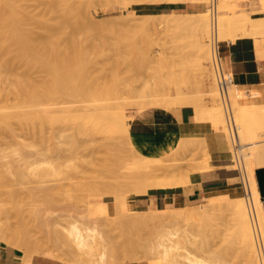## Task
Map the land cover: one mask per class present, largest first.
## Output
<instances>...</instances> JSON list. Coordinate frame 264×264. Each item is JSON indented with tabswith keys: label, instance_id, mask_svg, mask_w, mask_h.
Listing matches in <instances>:
<instances>
[{
	"label": "rangeland",
	"instance_id": "374dc122",
	"mask_svg": "<svg viewBox=\"0 0 264 264\" xmlns=\"http://www.w3.org/2000/svg\"><path fill=\"white\" fill-rule=\"evenodd\" d=\"M26 1L27 2L23 1L25 2V6L22 3V7H25V9L27 7V11L29 9V12L31 13H39L38 17L41 15L43 17V15L48 13L46 17L49 16L50 23V17H53L54 26H52V23L48 26L50 23L44 21L47 23L46 26L53 28V33L55 31L57 32V29L62 30L58 32L60 35L57 33L54 35V37H56L54 40L58 39L57 42L59 41V43H61V46L56 47L60 48L57 49V51L59 55L62 54L65 56L64 53L67 52L65 50L68 48L70 54H68L67 58L69 60L70 58L72 59L70 61L67 60V58H65V61L58 60L61 65L65 64L62 68L68 67V69L71 70L70 73H72V68L74 66L75 68H79L76 66H79L80 64L84 65V67L86 66V77L84 75H82L84 78L81 77L85 82V85H83L84 83L82 82L83 89L84 86H87V83L91 84L88 86L94 88L90 92L85 91L86 94L84 92L82 93L83 89L80 90V92H74L73 90L75 88L73 90L71 89V91L65 89L64 92V88L66 87L64 84L65 87L62 89L63 94L60 93L55 96L53 94V105L58 108V111H56L57 109L53 106L55 112L53 111L54 125L51 124L52 128L50 127L51 125L43 124L46 123L45 121H47V119H44V122L40 120L43 122V125H41V123L40 125H35L37 120L34 122L35 124L32 123L34 124L33 126L31 122H29L28 125L27 123H20L19 121L22 120L21 122H23L24 118L20 119V116L15 117L13 115L17 116L20 111H25L27 109L32 110L35 107L32 108L31 106H26L28 104L25 102L24 97L26 96L25 92L27 91V88H24L23 86L22 90L21 86L17 87L19 86L18 82H20L23 77L30 76L29 78H31V81H35L34 83H36L41 79H46V76L48 75H46L47 73H44L45 71L43 68L41 69V67H37V69H35V67H33L34 69H31V67L27 68V64L22 60H15V62L11 64L13 67L10 66L8 68L9 70L7 69L8 71H6V68L2 66V61H0V76H6L5 78L0 77V113L6 114V111H8L7 114L12 116L10 118V120L12 119L10 126L3 124V126L1 125L0 127V226L3 231L0 230V237L7 241L11 240L12 243L19 244L21 247L20 239H16V242H14V238H16L17 235H14L13 237L14 241H12L11 238L15 233L12 229L18 230L21 226L20 224H23L26 226V229L28 228L27 231L29 235L27 234V236H29V238L28 240L26 238L27 243H23L24 239L22 238L23 240L21 243L30 252L32 251V255L40 254L51 258H57L59 260L69 261L74 264H117L127 261L140 262L142 264H193L190 259H196L203 264L250 263L252 253L250 254L249 250L245 252L242 245H240L237 222L232 215L234 203L237 199H246V194L248 195V189L246 190L243 185L246 173L242 171V174H238V170L235 169L237 167L235 165L237 161L236 159L240 157L239 160H241V158L245 156L243 153L246 151L240 153L238 150L240 145L235 148L232 146L231 140H229L230 137L228 136L229 133L227 132L228 128H226L227 123L225 116L224 125H222L223 127H216L210 122L205 108L215 103L212 100V94L209 92L212 89L213 84L214 86L216 85L215 74H212L214 77L211 76L214 79L210 78L212 73L210 70L213 71L210 62L211 53L209 52V49H206V52L204 51L205 58L202 59L199 58L200 56H204L202 52L200 54H194L198 47L200 49L201 45L210 42L209 35L211 36V32H209L208 35L203 34L204 36L201 35V33H203L201 28V32H198L197 35L194 33L195 36L192 32L190 33L189 29H182L183 31L179 30L180 33L177 32L178 30L164 32L163 29L159 30L160 28L156 25L157 29H154L155 27L153 24V27L151 24L147 27L149 30L145 27L137 28L138 26L135 27L134 25V28H131L132 24L129 26L128 24L130 22H127L128 19L131 18L130 16H132V18L136 16L137 18H140L144 15L152 16V19L151 17L149 18L151 20H156L159 17L156 15H160V13H136L134 10L130 9V7L135 4L127 8H122L118 12L111 13L106 12L104 9H99L97 0H91V2L90 0H83L82 2L80 0ZM111 1L122 7V2L125 0ZM205 1L208 2L209 0ZM53 2H56V4L54 5ZM28 4L30 5L28 6ZM71 5H76L75 7L77 9L73 7L75 8L73 10L74 12L71 11L73 9L71 8ZM78 9L81 12H78ZM48 10H50V13ZM75 10L78 13L75 12ZM256 11L257 9H253L252 12ZM123 17L128 18L125 19ZM207 17L211 18L210 13H208ZM47 19L48 18L45 20ZM208 20L211 22V19ZM30 23V25H34L33 21ZM43 26L44 28H47L45 24ZM39 27L40 29H37L38 35L36 34L37 39H41L48 33V31L50 32V29L52 33V28L47 29L48 31L46 33V29L44 32L43 29L41 30L43 27L41 25ZM230 27L231 29H229V31L232 32V34H237L234 35V40L239 37H246L252 41L254 36L264 37V33H258L259 35L248 33L243 36L240 34V36L238 34L240 31L236 26ZM111 31H113V34H111ZM56 34L60 37L57 38L58 36ZM137 34H139V36ZM101 36L102 38H100ZM206 36L208 37L206 38ZM196 38L198 39L197 42ZM128 40H130V42ZM106 41L109 44L108 46ZM179 41L181 43L186 42L185 44L188 45L186 46L183 43V46ZM73 42L76 44H73ZM195 42H199L198 44L200 46H197ZM101 43L102 45H100ZM221 43L220 46L223 53L225 45ZM58 44L56 43L55 45ZM175 44L176 46H174ZM105 45L106 47H104ZM207 45L202 47L204 48L203 50H205L206 47L209 48L210 45ZM77 46H79L78 50L76 48ZM182 46L184 48H182ZM96 49L101 51H97ZM185 49L186 52H184ZM70 50H72V52ZM79 50L80 55L78 53ZM83 50L86 52L83 53L84 55L82 56L81 54ZM255 52V55L259 57L260 50L256 51L255 49ZM206 53L209 54L208 57H206ZM71 54H74V57H72ZM70 55L71 57L69 58ZM172 55L176 59H174ZM75 60H79L80 64L77 65ZM58 61L56 62L58 63ZM63 61L66 62L67 65L66 63H63ZM81 61L83 63H81ZM84 61H86V63L88 62L89 65H85ZM174 61L177 62L174 63ZM243 61L249 63V61L258 62L259 60ZM54 62L55 60L53 63ZM57 63L56 65H53L58 68L60 64L57 66ZM197 64L199 65L197 66ZM84 67L81 66V69ZM68 69H65L64 71L66 72ZM12 70H14L13 74L10 72ZM228 70L233 73L234 84L236 81L235 72L232 69ZM247 70H250V67ZM254 70H256V68H254ZM76 71L79 72L78 69ZM65 72H62V74L64 75ZM70 73L68 75H70ZM73 73L75 74V72ZM20 76L23 77L21 78ZM75 76H77V74L71 75L73 79ZM65 77H67V75ZM71 77H69V79H71ZM79 77L80 76H78V79L76 77V79L79 80ZM18 78H20V81H17ZM130 78L132 80L131 83ZM133 78H135V80ZM53 79H55V77ZM73 79L71 80V82L73 81V87L74 85L75 87L79 86L81 80L76 82L77 80L75 81V79ZM26 80L28 79L25 78V81ZM213 80H215V82ZM28 81H30V79ZM54 81L55 80H53V82ZM251 81L252 80L237 84V87L242 89V92H245V94L242 93L240 95L241 97H238L239 102L243 104L250 102H264L262 90L256 88L255 85L250 84ZM21 83L24 82L21 81L20 85H25ZM25 83V86H27V81ZM121 83L123 85H121ZM67 84L71 86L70 80L66 85ZM215 87H217V85ZM24 89L26 91H24ZM77 89L79 88L77 87ZM66 90L68 91L67 93ZM17 92H20L21 95ZM250 92L257 93V95L251 97V95H249ZM22 93L25 94V96ZM72 93L74 95L77 94V97ZM143 94H145V96H143ZM19 95L20 98L18 97ZM178 96H187L186 98L189 99H177ZM151 99H153V101ZM54 101L55 103L57 102V104H54ZM220 104L223 109L221 99ZM105 105L108 106L105 107ZM186 105L193 106L196 113V119H207L211 123L213 130L226 142V146L231 155V161L228 167L235 172L233 178L234 189H231L227 193L213 194L215 197L219 198L220 207L218 205L212 213H206L205 216H199V219L197 218L198 220H195L196 218H194L193 220L195 221L191 220L188 222L187 219L190 218V216L184 217L181 212V207L163 206L155 208L154 206H148L145 208H135L139 214L136 215L137 213L134 214L132 209L129 210L134 205L133 197L146 194L156 188L171 187H159L156 186V184L169 183L174 176H178L179 179H181L180 177H183L189 180L191 173L207 168L206 155L204 154L208 153L209 150L204 139L188 137L181 139L177 147L172 148L169 153L162 157H147L139 152L133 145L132 141L127 139L125 135L120 132L117 124L114 122L115 118L121 115V113L123 115L125 113L126 116H124L126 117V121L128 125H130L129 120L132 115L143 109L175 110ZM66 106L71 108H64ZM232 106L234 107L233 112L236 114L237 109L234 105ZM65 109L73 110L64 112ZM78 114H81L79 118L77 117L79 116ZM75 116L78 118L77 120H79L81 116L83 120L84 116V120L87 119V121L85 120L86 122H81V119V121H77L75 120ZM17 118H19V120ZM40 121L37 122L39 123ZM260 138H264V133H261ZM230 148H233V152ZM235 149H237V155ZM257 163V161L254 162L256 166L255 174L258 168L264 167L257 166ZM183 180L185 182L180 180L181 183L179 185L186 183V180ZM208 198L209 196L204 197L202 200L193 203L190 207H198V204L201 203L203 205L207 204L209 203ZM262 201L264 202V198ZM92 202H96V204H94L97 207L99 203H102L101 205L105 208H102V206L99 205L100 208L98 209ZM174 211L177 213L176 215L172 213ZM140 212H142L145 218V225L143 224L144 222H142V225L140 224L142 219L140 217L139 220V216L141 215ZM178 213L180 214V217L178 216ZM207 214L210 217H208ZM134 217H138L137 220L140 222L137 220L135 222H133L134 220L130 221ZM5 223L6 225L8 224L5 226L6 229L4 228ZM73 223H76V225L84 229L91 228L97 233L99 243L96 241L93 244L95 246H93L92 252V249H88L90 252L83 253L84 250L78 248L76 242L73 243L74 241L70 239L69 229H71ZM2 224L4 225L2 226ZM138 224H140V227ZM134 225L138 227H135ZM7 227H11V229L7 230ZM141 232L143 233L141 234ZM146 236H149L148 239ZM133 237L139 241H136ZM19 238L21 237L19 236ZM128 241H130V243ZM176 241L178 242L177 246L172 247L175 256L172 258H170L169 255L165 256V253L163 252L165 246ZM255 241L254 245L257 246L255 248L258 249L259 246ZM143 242L144 244L146 243L145 246ZM123 243L125 245H123ZM116 246H119L117 250L115 249ZM263 246L264 244L261 248H263ZM138 247L140 249L144 248V250H140ZM120 248L121 253L119 250ZM85 250L87 251V249ZM29 251L25 252V256L28 255L27 258L32 256H29ZM103 252H105L104 262L100 261ZM112 254H118L120 256L113 257ZM79 255L83 256L82 260H80ZM260 263L261 262H259V264Z\"/></svg>",
	"mask_w": 264,
	"mask_h": 264
},
{
	"label": "bare ground",
	"instance_id": "6f19581e",
	"mask_svg": "<svg viewBox=\"0 0 264 264\" xmlns=\"http://www.w3.org/2000/svg\"><path fill=\"white\" fill-rule=\"evenodd\" d=\"M23 1H25V2H27L26 0H0V61H2V66L4 67V68H6L5 70L6 71H8L9 69V67L11 66V64H13L14 62H15V60H22L23 62H25V64H27V68L29 67H31V69L33 68V67H35V69H37V67L38 68H40L41 67V69L43 68L44 69V73L46 74V75H48V76H46L45 78L46 79H41L42 80V82H41V80L40 81H37L38 83H39V85H38V83L36 84V83H34L33 81H31V78H29V77H25L26 79H30V81H28V80H26L27 81V86H25L26 85V81H25V78L23 77V76H20L21 78H22V82H24V83H21V84H25V85H20V78H18V80L17 81H20V82H18L19 83V86H17V87H20L21 86V89L23 90V86H24V88L26 87L27 89V91L24 89V91H26L25 93H26V96H25V94H23L25 97V102H27V104L28 105H26V106H31L32 108H34V109H32V110H25V111H20V113L19 114H17V116L16 115H13V116H15V117H19L20 116V119H23L24 121H27V122H21L22 120H20L19 122L20 123H24V124H26L27 123V125H28V123L29 122H31V124L32 123H34L36 120L37 121H40V120H46L47 119V121H45L46 123H43L42 121H40L39 123L36 121L34 124L35 125H40V123H41V125H51V124H53L54 125V122H53V111H54V109H53V94H54V96L55 95H57V94H60V93H62L63 94V92H62V89H63V87H65L64 88V92H65V89H68L69 91H71V89L73 90L74 88L75 89H77V87L79 88V89H77V90H73L74 92H76L77 93V91H79L80 92V90H82L83 89V85H85V82H84V79H81V77H82V75H84L85 76V73L87 72H85V67H84V65H81L80 63H79V60L77 61V60H75V62H76V64L77 65H79V66H76V67H79V68H75V66L72 68L73 69V72H75V74L73 73H70V69H68V67L67 66H65V67H67V68H62V66H64L65 64H63V65H61L60 64V61H58V60H66L65 58H67L68 57V54H70L69 53V51H68V48H66V50L65 51H67V52H62V53H64L65 54V56H63L62 54H61V50L59 51L60 52V54L63 56V58H62V56L61 55H59V53H58V51H57V49H60V48H56V47H59V46H61V43H59V41L57 42V40H54L56 37H54V35H55V33H57L58 35H60L58 32H60V31H62V30H58L57 29V32L55 31L54 33H53V28L52 27H48V26H50L51 25V23L53 24V17H50L51 18V23L49 22V16H47L46 17V15L48 14L47 12V14L46 15H43V17H42V15L40 16V17H38V15H39V13H37V14H35V13H31V12H29L30 10L28 9V11H27V7H26V9H25V7L23 8L22 6L24 5V3L25 2H23ZM29 1V0H28ZM33 1V0H32ZM35 1V0H34ZM50 1V0H49ZM53 1H56V0H53ZM63 1H66V0H63ZM72 1V0H71ZM81 2L83 1V0H80ZM85 1V0H84ZM89 1V0H88ZM144 2L145 0H125L124 2H122L123 4H122V7L121 8H127V7H129V6H132L133 4H137V3H140V2ZM154 1V0H153ZM175 1H179V0H175ZM30 2H31V0H30ZM68 2V1H67ZM80 2V3H81ZM90 2H91V0H90ZM142 2V3H143ZM261 5H262V7H264V0H261ZM22 3H23V5H22ZM37 3V2H36ZM40 3V2H39ZM59 3H61V2H59ZM70 3V2H69ZM68 3V4H69ZM30 4H32V3H30ZM30 4H28V6L30 5ZM47 4V3H46ZM53 4L55 5L56 4V2H53ZM62 4V3H61ZM65 4V3H64ZM33 5V4H32ZM31 5V6H32ZM35 5V4H34ZM59 5V4H58ZM63 5V4H62ZM61 5V6H62ZM66 5V4H65ZM64 5V6H65ZM82 5V4H81ZM80 5V6H81ZM88 5V4H87ZM25 6V5H24ZM63 6V7H64ZM76 6V5H75ZM75 6H72L71 5V8H73V7H75ZM78 6V5H77ZM79 6V7H80ZM35 7H37V6H35ZM78 7V8H79ZM50 8V7H49ZM55 8V7H54ZM65 8V7H64ZM70 8V7H69ZM76 8V7H75ZM75 8H73L71 11H73ZM77 9V8H76ZM34 10H35V8H34ZM45 10H46V8H45ZM52 10V9H51ZM82 10V9H81ZM86 10V9H85ZM133 10V9H132ZM49 11V13H50V10H48ZM54 11V10H53ZM64 11V10H63ZM68 11V10H67ZM80 10L78 9V12H79ZM208 11V12H207ZM207 11H204V12H201V13H198V14H176V13H170V14H160V15H156V16H159L157 19H156V17H155V19L156 20H151L152 19V16H141L140 18H137V16L136 17H133L132 18V16H130L131 18H129L128 19V21L127 22H130L128 25L130 26L131 24H132V27L131 28H134L133 27V25L136 27V26H138L137 28H142V27H145L146 29H148L147 27H149V25L151 24V26L153 27V25H154V29H157L156 28V26L157 27H159L160 29L159 30H161V29H163L164 30V32L165 31H168L169 32V30H170V32H173V30H178L177 32H179L180 33V31L179 30H182V29H189L190 30V33L192 32L193 33V35L195 36V34L197 35V33L198 32H203V33H201V35H208L209 34V32H211L212 31V23L210 22V20H208V19H211V18H208L207 17V15H208V13H210V11H209V9L207 10ZM231 11H234V12H231ZM247 10H243V11H236L235 10V8H234V4L232 3V2H230L229 4H221V3H218V0H217V23H216V30H217V37H218V40L219 41H221V40H223V39H226V38H231V39H235V36L234 35H237V34H232V32H230L229 31V29H231V27L230 26H236V28H238L239 29V31L240 32H238V34L240 35H246V34H248V33H251V34H254V35H259L258 33H264V16H253L252 15V13H249V15L248 16H242V17H239V18H237V17H234L233 15L234 14H238V13H245ZM74 12V11H73ZM75 12H77L76 10H75ZM77 12V13H78ZM81 12V11H80ZM257 12V11H256ZM72 13V12H71ZM35 14V15H34ZM52 14V13H51ZM57 14V13H56ZM37 15V16H36ZM132 15V14H131ZM203 16V18H202V16ZM51 16V15H50ZM53 16V15H52ZM64 16V15H63ZM139 16V15H138ZM192 16V17H191ZM197 16V17H196ZM200 16V17H199ZM44 18V19H42V18ZM69 17V16H68ZM149 17H151V19L149 18ZM46 18H48L47 20H45ZM123 18H128V17H123ZM67 19V18H66ZM69 19V18H68ZM153 19H154V16H153ZM31 21H33V23H34V25H30L31 23ZM48 22V23H50V24H48V26H46L47 25V23H45V22ZM37 25V27H36V25ZM45 24V26L47 27V28H44V25ZM56 24V23H55ZM64 24V23H63ZM153 24V25H152ZM233 24V25H232ZM42 26L43 28H41V30L43 29V31L45 32V29H46V33H47V29H49V28H52V33H51V29H50V32L48 31V33L47 34H45L41 39H37L36 38V34H37V32H38V30L37 29H40V27L39 26ZM58 25V24H57ZM74 25H75V23H74ZM93 25V24H92ZM156 25V26H155ZM230 25V26H229ZM52 26H54V24L52 25ZM150 26V27H151ZM88 27V26H87ZM74 28V27H73ZM93 28V27H92ZM110 28V27H109ZM200 28H201V31H200ZM232 29H235V28H232ZM56 30V29H55ZM74 30V29H73ZM108 30H110V29H108ZM107 30V31H108ZM149 30V29H148ZM188 30V31H189ZM191 30H193V31H191ZM67 31H69V30H67ZM103 31V30H102ZM139 31V30H138ZM183 31V30H182ZM185 31V30H184ZM231 31H233V30H231ZM98 32V31H97ZM100 32V31H99ZM113 31H111V34H113L112 33ZM67 33V32H66ZM65 33V34H66ZM92 33V32H91ZM96 33V32H95ZM103 33H105V32H103ZM108 33V32H107ZM181 33H183V32H181ZM195 33V34H194ZM237 33V32H236ZM56 34V35H57ZM64 34V35H65ZM93 34V33H92ZM172 34V33H171ZM188 34H189V32H188ZM38 35V34H37ZM57 35V36H58ZM86 35V34H85ZM108 35V34H107ZM138 36H139V34H137ZM184 35V34H183ZM203 35V36H204ZM240 35V36H241ZM176 36H177V34H176ZM186 36V35H185ZM191 36H192V34H191ZM193 36V37H194ZM54 37V38H53ZM60 36H58L57 38H59ZM189 37V36H188ZM208 36H206V38H207ZM237 37V36H236ZM72 38V37H71ZM100 38H102V36L100 37ZM132 38V37H131ZM135 38V37H134ZM181 38V37H180ZM209 38H210V35H209ZM208 38V39H209ZM187 39V38H186ZM192 39V38H191ZM190 39V40H191ZM53 40H54V42H53ZM72 40V39H71ZM73 40H74V38H73ZM81 40V39H80ZM101 40V39H100ZM131 40V39H130ZM130 40H128L129 42H130ZM137 40V39H136ZM180 40V39H179ZM210 40V39H209ZM70 41V40H69ZM82 41V40H81ZM186 41V40H185ZM198 41V39L196 38V42ZM201 41V40H200ZM77 42H78V40H77ZM84 42V41H83ZM87 42V41H86ZM85 42V43H86ZM101 42V41H100ZM105 42V41H104ZM128 42V43H129ZM168 42H170V41H168ZM173 42V41H172ZM180 42V41H179ZM183 42V41H182ZM195 42V43H196ZM208 42V41H207ZM58 44V45H55V44ZM106 43H107V41H106ZM178 43V42H177ZM181 43V42H180ZM184 44L186 43V42H183ZM183 43H181V45H183L184 46V44ZM199 43V42H198ZM198 43H196V45L197 46H200ZM210 43V42H209ZM209 43H207V44H209ZM71 44H72V42H71ZM73 44H76V43H74L73 42ZM82 44V43H81ZM135 44H136V42H135ZM172 44H174V43H172ZM179 44V43H178ZM202 44V43H201ZM206 43L205 44H203V45H201L200 46V49H199V47H198V49H197V51H196V53H194V54H200L201 52H202V54L204 55V56H200V55H198V56H200L199 58H205V52H206V49H209L210 50V44L209 45H207ZM54 45H55V47H54ZM100 45H102V43L100 44ZM109 44L107 43V46H108ZM129 45H130V43H129ZM186 45V44H185ZM188 45V44H187ZM186 45V46H187ZM191 45H193V44H191ZM204 45L206 46H209V48H205V50H203L204 48H202V47H204ZM69 46H70V44H69ZM131 46V45H130ZM129 46V47H130ZM174 46H176V44L174 45ZM182 46V48H184ZM194 46H195V44H194ZM197 46H196V48H197ZM72 47V46H71ZM74 47H75V45H74ZM78 47L79 46H77L76 48H77V50H78ZM81 47V46H80ZM100 47V46H99ZM98 47V48H99ZM104 47H106V45L104 46ZM134 47H135V45H134ZM181 47V46H180ZM75 48V49H76ZM138 48V47H137ZM171 48V47H170ZM195 48V47H194ZM196 48H195V50H196ZM56 49V50H55ZM63 49H65V48H63ZM85 49V48H84ZM100 49V48H99ZM98 49V50H99ZM105 49V48H104ZM109 49V48H108ZM173 49V48H172ZM190 49V48H189ZM193 49V48H192ZM97 50V49H96ZM97 50V51H98ZM105 50H107V49H105ZM180 50H181V48H180ZM199 50V51H198ZM208 50V51H209ZM71 52H72V50H70ZM99 51H101V50H99ZM205 51V52H204ZM86 51H82V56L84 55L83 53H85ZM127 52H128V50H127ZM170 52H172V51H170ZM177 52H179V51H177ZM184 52H186V49L184 50ZM198 52V53H197ZM210 52V51H209ZM79 55H80V50H79ZM77 53V54H78ZM99 53V52H98ZM97 53V54H98ZM131 53V52H130ZM133 53V52H132ZM180 53V52H179ZM188 53V52H187ZM66 54H67V56H66ZM75 54V53H74ZM74 54L72 55V57H74ZM76 54V55H77ZM107 54V53H106ZM178 54V53H177ZM71 55L69 56V58L71 57ZM75 55V56H76ZM87 55H88V53H87ZM102 55V54H101ZM174 55V54H173ZM172 55V56H173ZM178 55H180V54H178ZM186 55V54H185ZM189 55V54H188ZM208 53H206V57H208ZM60 56H61V58H60ZM97 56V55H96ZM118 56V55H117ZM120 56V55H119ZM161 56V55H160ZM183 56V55H182ZM191 56H194V55H191ZM79 57V56H78ZM102 57V56H101ZM104 57H106V56H104ZM187 57H189V56H187ZM83 58V57H82ZM99 58V57H98ZM125 58V57H124ZM133 58V57H132ZM173 58H174V56H173ZM189 58H191V57H189ZM210 58V57H209ZM74 59V58H73ZM89 59V58H88ZM119 59H120V57H119ZM146 59V58H145ZM169 59H170V57H169ZM174 59H176V58H174ZM184 59V58H183ZM182 59V60H183ZM194 59H195V57H194ZM3 60H5V61H3ZM14 60V61H13ZM55 60V62L56 61H58V63H57V66L60 64V66L57 68V67H54L55 65H56V63L54 62L53 63V61ZM67 60H69L68 58H67ZM70 60H72L71 58H70ZM69 60V61H70ZM118 60V59H117ZM129 60V59H128ZM136 60V59H135ZM173 60V59H172ZM181 60V59H180ZM191 60V59H190ZM200 60V59H199ZM63 61V63H66V62H64ZM68 61V62H69ZM62 62V61H61ZM78 62V63H77ZM175 62H177V61H174V63ZM1 63V62H0ZM70 63V62H69ZM73 63V62H72ZM81 63H83L82 61H81ZM91 63V62H90ZM141 63V62H140ZM199 63V62H198ZM53 64H55V65H53ZM84 64L85 65H87L88 64V62L86 63V61H84ZM145 64V63H144ZM144 64H142V65H144ZM66 65H67V63H66ZM72 65V64H71ZM89 65V64H88ZM138 65V64H137ZM136 65V66H137ZM176 65H178V64H176ZM199 64H197V66H198ZM69 66V65H68ZM81 66L82 67H84V68H82L81 69ZM133 66V65H132ZM172 66H173V64H172ZM183 66H184V64H183ZM212 66V65H211ZM11 67H13V66H11ZM61 67V68H60ZM88 67V66H87ZM142 67V66H141ZM144 67V66H143ZM186 67V66H185ZM184 67V68H185ZM1 68V67H0ZM60 68V69H59ZM69 68H71V67H69ZM180 68V67H179ZM212 68V67H211ZM8 69V70H7ZM12 69V68H11ZM34 69V68H33ZM65 69H68V71L66 70V72L64 71ZM78 69V71L80 72H77L76 70ZM81 69V70H80ZM116 69V68H115ZM136 69V68H135ZM139 69V68H138ZM174 69H175V67H174ZM206 69V68H205ZM61 70H63V71H61ZM75 70V71H74ZM83 70H84V72H83ZM118 70V69H117ZM13 71L14 70H12V71H10V72H12V74H13ZM173 71H175V70H173ZM180 71H183V70H180ZM212 73H211V75H210V78H212V77H214V76H212V74L214 75V71H212V70H210ZM62 72L64 73L65 72V74L63 75L62 74ZM114 72H115V70H114ZM140 72V71H139ZM198 72V71H197ZM209 72V71H208ZM32 73V72H31ZM70 73V75H68ZM79 73V74H78ZM116 73V72H115ZM114 73V74H115ZM55 76H54V75ZM77 74V76H75V81L78 79V76H80L79 78V80H81L80 81V85L79 86H76L75 87V85H74V87H73V85H72V82H71V80L73 79L72 77H71V75H76ZM81 74V75H80ZM134 74V73H133ZM208 74V73H207ZM4 75V74H3ZM44 75V74H43ZM67 75V77H65ZM110 75V74H109ZM175 75V74H174ZM5 76V75H4ZM12 76V75H11ZM63 76H64V78H63ZM71 77V79H69V77ZM84 76L82 77V78H84ZM127 76V75H126ZM136 76V75H135ZM212 76V77H211ZM0 77H2V75L0 76ZM6 77V76H5ZM5 77H2V78H5ZM33 77V76H32ZM41 77H43V76H41ZM49 77V78H48ZM55 77V79H53ZM76 77H77V79H76ZM86 77V76H85ZM138 77V76H137ZM207 77H208V75H207ZM1 78V79H2ZM66 78V79H65ZM11 79V78H10ZM9 79V80H10ZM65 81H64V80ZM70 80V83H71V86L69 85V84H67L66 85V83H68L69 82V80ZM73 79V80H74ZM134 80H135V78H133ZM212 79H214V78H212ZM53 80H55L54 82H53ZM79 80H77L76 82H78ZM99 80H101V79H99ZM159 80V79H158ZM68 81V82H67ZM113 81V80H112ZM131 78H130V83H131ZM214 82H215V80H213ZM213 81H211V82H213ZM29 82V83H28ZM31 82V83H30ZM82 82L84 83L83 85H82ZM134 82V81H133ZM54 83V84H53ZM97 83H98V81H97ZM96 83V84H97ZM64 84H65V86H64ZM74 84V83H73ZM113 84V83H112ZM184 84V83H183ZM216 84V83H215ZM77 85V84H76ZM87 86H84V89L82 90V93L84 92L85 93V91L86 92H90V91H92V89L94 88V87H90V86H88V85H91V84H89V83H87L86 84ZM121 85H123L122 83H121ZM212 85V84H211ZM53 86H55V87H53ZM115 86H116V84H115ZM216 86V85H215ZM214 86V84H213V86H212V89L210 90V92L209 93H211L212 94V100L215 102L214 104H212L211 106H209V107H206L205 108V111L208 113V118L210 119V122L214 125V126H216V127H220V126H222V125H224V113H223V110L224 109H222V107H221V104H220V96H219V92H218V90H217V87H215ZM69 87V88H68ZM71 87V88H70ZM82 87V88H81ZM119 87V86H118ZM143 87V86H142ZM14 88V87H13ZM132 88V87H131ZM111 89V88H110ZM116 89V88H115ZM115 89H112V90H115ZM12 90H15V89H12ZM11 90V91H12ZM21 90V91H22ZM55 90V91H54ZM24 91H22V92H24ZM72 91V92H73ZM133 91V90H132ZM152 91V90H151ZM231 92H230V100H231V103H232V105H234L235 106V108L237 109L236 110V114H234V118H235V121H236V123H237V127H238V138H239V144H240V147H239V152L240 153H243V151H246L245 153H243V154H245V156H243V158H241V160H239V158H237L236 160V166L238 167V168H240L242 171H244L245 173H246V177H245V181H246V184H247V189H248V195L246 194V199H244V198H240V199H237V201L234 203V209H233V216H234V219L236 220V222H237V227H238V232H239V240H240V245H242V248H243V250L245 251V252H247L248 250L250 251V254L252 253V257H251V260H250V263H248V264H259V262H261V251H260V248H258V249H256L255 247H257V246H255L254 245V241H255V235H256V233H255V226H254V221H253V219L255 220V222H256V225H257V228H258V231H259V234H260V236H261V239H262V241H263V244H264V211H263V208H262V204H261V201H260V194H261V191H260V188H259V185H258V181H257V177H256V174H255V168H256V166H255V164H254V162L255 161H257L258 163V165L257 166H264V138L263 139H261L260 137H261V133H264V102H250V103H247V104H243V103H240L239 102V99H238V97L242 94V93H244L245 94V92H242V89H239L238 87H237V83L235 82L232 86H231V90H230ZM56 94H55V93ZM68 91L66 90V93H67ZM73 92V93H74ZM78 92V93H79ZM138 92H139V90H138ZM156 92V91H155ZM1 93H2V91H1ZM16 93V92H15ZM18 94H20L21 95V93L20 92H17ZM65 93V94H66ZM71 93V92H70ZM72 93V94H73ZM119 93V92H118ZM151 93V92H150ZM69 94V93H68ZM86 94V93H85ZM155 94V93H154ZM156 94H158V93H156ZM210 94V95H211ZM247 94V93H246ZM251 94H253V96H256L257 95V93H251L250 92V94L249 95H251ZM260 94V93H259ZM20 95L18 96L19 98H20ZM70 95V94H69ZM74 95V94H73ZM76 95V97H77V94H75ZM74 95V96H75ZM133 95V94H132ZM142 95V94H141ZM152 95V94H151ZM202 95V94H201ZM205 95V94H204ZM16 96V95H15ZM78 96H80V95H78ZM143 96H145V94H143ZM4 97H5V95H4ZM62 97V96H61ZM71 97V96H70ZM83 97H85V96H83ZM187 97V96H186ZM185 96L184 97H177V99H180V98H182V99H189V98H186ZM241 97V96H240ZM22 98V97H21ZM57 99V98H56ZM71 99V98H70ZM45 100H50V101H45ZM60 100V99H59ZM152 101H153V99H151ZM23 101V100H22ZM156 101H158V100H156ZM189 101V100H188ZM0 102H1V100H0ZM4 102V101H3ZM24 102V103H25ZM60 102V101H59ZM154 102H155V100H154ZM211 102V101H210ZM209 102V103H210ZM24 103H23V105H24ZM152 103V102H151ZM6 104V103H5ZM21 104V103H20ZM54 104H57V102L55 103V101H54ZM143 104H144V102H143ZM1 105V104H0ZM205 105V104H204ZM7 106H8V104H7ZM12 106V105H11ZM14 106V105H13ZM70 106V105H69ZM106 106H108V105H105V107ZM55 107V106H54ZM12 108V107H11ZM57 110L56 111H58V108L57 107H55ZM64 108H67V109H69V108H71V107H64ZM234 108V107H233ZM5 109H7V108H5ZM4 109V110H5ZM61 109H62V107H61ZM61 109H60V111H61ZM70 110H73V109H70ZM70 110H64V112L65 111H70ZM198 110H199V108H198ZM11 111V110H10ZM63 111V110H62ZM200 111V110H199ZM234 111V110H233ZM7 113H8V111H6ZM22 112V113H21ZM55 112V111H54ZM201 112V111H200ZM2 114V113H0V127H1V125L3 126V124H6V125H8V126H10L11 125V120H10V118L12 117V116H10V114ZM75 114H77V113H75ZM74 114V115H75ZM198 114H200V113H198ZM79 116H77L78 118L80 117V115L81 114H78ZM83 115V114H82ZM124 115L126 116V114L124 113ZM122 113H121V115H119V116H117L116 118H115V123L117 124V126H118V128H119V130H120V132H122L124 135H125V137L127 138V139H130V125H128V123H127V121H126V117L124 116ZM55 116V115H54ZM70 116H72V115H70ZM199 116V115H198ZM198 116H197V118H198ZM78 118H76V116H75V120H77ZM86 118V117H85ZM15 119V118H14ZM18 120H19V118H17ZM26 119V120H25ZM39 119V120H38ZM55 119V118H54ZM81 120H82V116H81V118H80ZM79 119V120H80ZM79 120H77V121H79ZM80 120V121H81ZM86 121H87V119H85ZM84 120V116H83V120L81 121V122H86ZM10 121V122H9ZM55 121V120H54ZM43 123V124H42ZM48 123H50V124H48ZM23 124V125H24ZM30 124V125H31ZM34 124H32V126L34 125ZM84 124V123H83ZM227 125V124H226ZM21 126V125H20ZM24 126H26V125H24ZM23 127V126H22ZM29 127V126H28ZM43 127V126H42ZM41 127V128H42ZM45 127V126H44ZM47 127V126H46ZM51 128H52V125L50 126ZM223 127V126H222ZM38 128L40 129V127L38 126ZM51 128H50V130H51ZM227 128V127H226ZM43 129V128H42ZM221 129H223V128H221ZM9 130V129H8ZM3 131V130H2ZM223 131V130H222ZM224 131H225V129H224ZM10 132H11V130H10ZM39 132H41V131H39ZM43 132V131H42ZM228 132V131H227ZM49 133V132H48ZM226 133V132H225ZM227 136V135H226ZM229 136V135H228ZM47 137V136H46ZM122 137V136H121ZM183 137V136H182ZM123 138V137H122ZM227 138V137H226ZM49 139V138H48ZM227 140H228V138H227ZM230 140V139H229ZM40 141H42V140H40ZM23 143V142H22ZM21 143V144H22ZM42 144V143H41ZM229 144V143H228ZM26 145V144H25ZM114 145V144H113ZM230 146V145H229ZM228 146V147H229ZM256 147H258V148H256ZM23 148V147H22ZM231 149V148H230ZM233 149V148H232ZM232 149H231V151H232ZM50 150V149H49ZM48 150V151H49ZM229 151V150H228ZM233 152V151H232ZM235 153H236V155H237V149H235ZM204 155H206V160H207V164H206V166H207V168H208V166H209V163H208V160H209V158H210V153L208 152V153H205ZM239 155V154H238ZM237 157V156H236ZM2 158V157H1ZM50 158V157H49ZM154 159V158H153ZM204 159V158H203ZM230 159V158H229ZM2 161V160H1ZM201 161V160H200ZM205 162V161H204ZM203 162V163H204ZM3 164V163H2ZM192 164V163H191ZM197 164V163H196ZM260 164V165H259ZM201 167V166H200ZM196 169V168H195ZM208 169H210V168H208ZM41 170V169H40ZM46 170V169H45ZM52 170H53V168H52ZM49 171V170H48ZM45 174V173H44ZM40 175V174H39ZM42 176H43V174H42ZM174 176V175H173ZM178 176H174L173 177V179H172V181L171 182H167V183H159V184H156V186H159V187H165V186H175V185H179L180 183H181V181L180 180H182V181H184L183 179H185L186 180V182H188L189 180L188 179H186V178H183V177H180L181 179H179V177L177 178ZM183 178V179H182ZM185 182V181H184ZM182 185V184H181ZM48 193V192H47ZM47 198V197H46ZM55 199V198H54ZM37 200V199H36ZM219 200V198L218 197H215L214 195H210L209 196V198H208V201H209V203H207V204H198V207H190L189 205H187V206H184V207H181V212H182V214L184 215V217L185 216H190V218H188L187 219V221L188 222H190L191 220L192 221H195V220H198L199 219V216H201V215H204L205 216V214L206 213H212L215 209H216V207L219 205V202H220V200ZM49 202V201H48ZM93 203V202H92ZM95 204H96V202H94ZM93 203V204H94ZM94 204V205H95ZM102 204V203H101ZM100 203H99V205L100 206H102ZM98 205V204H97ZM98 205V207L95 205V207H97L98 209L100 208V206ZM15 206H16V204H15ZM20 206V205H19ZM39 207V206H38ZM219 207H220V205H219ZM102 208H105V207H103L102 206ZM102 208H101V210H102ZM123 209V208H122ZM127 209V208H126ZM133 210L134 211V214L135 213H137L136 215H139L138 214V212L136 211V209H135V206L133 205L129 210ZM104 211V210H103ZM120 211V210H119ZM124 211V210H123ZM100 212V211H99ZM126 212V211H125ZM175 212V211H174ZM174 212H172L173 214H177L176 212L174 213ZM180 212V213H181ZM18 213V212H17ZM118 213V212H117ZM117 213H115V214H117ZM141 213V215L139 216V220H140V217L142 218L141 219V225H142V222H144L143 224L145 225V218H144V216H143V214H142V212H140ZM171 213V214H172ZM221 213V212H220ZM120 214V213H119ZM172 214V215H173ZM181 214V216L183 217V215ZM210 215V214H209ZM224 215V214H223ZM178 216L180 217V214L178 213ZM207 216H208V214H207ZM22 217V216H21ZM108 217V216H107ZM133 217V216H132ZM208 217H210V216H208ZM221 217V216H220ZM135 218V219H134ZM132 220H130V221H133V222H135L137 219H138V217H134ZM194 218H196L195 220H193ZM198 218V219H197ZM216 218H219V217H216ZM213 219H215V218H213ZM222 219V218H221ZM114 220V219H113ZM139 220H137V221H139ZM142 220H144V221H142ZM1 222V221H0ZM23 222V221H22ZM140 222V221H139ZM131 223V222H130ZM138 223V222H137ZM217 223H218V221H217ZM20 224V223H19ZM25 224V223H24ZM120 224V223H119ZM140 224H138L139 225V227H140ZM216 224V223H215ZM1 225V224H0ZM4 224H2V226H3ZM8 225V224H7ZM6 225V223H5V225H4V228L6 229V227L5 226H7ZM12 225V224H11ZM21 226V229H20V227H19V229L18 230H14V229H12V231H14L15 233L13 234V236H12V241H14L13 240V237H14V235H19L21 238H19V236H18V238H17V236H16V238H14L15 239V241L14 242H16V239H20L21 240V242H22V240L24 239V241H23V243L25 242V243H27V240H28V238H29V236H27V234H28V231H27V229H26V226H24L23 224H20ZM144 225H143V227H144ZM135 226V225H134ZM133 226V227H134ZM135 227H138V226H135ZM142 227V228H143ZM219 227V226H218ZM114 228V227H113ZM8 229H11V227H7V230ZM124 229V228H123ZM141 229V228H140ZM0 230L2 231V228H1V226H0ZM144 230V229H143ZM217 230V229H216ZM1 231H0V234H1ZM142 231V230H141ZM146 231V230H145ZM3 232V231H2ZM125 232V231H124ZM136 232V231H135ZM9 233V232H8ZM13 233V232H12ZM126 233V232H125ZM137 233V232H136ZM143 232H141V234H142ZM4 235V234H3ZM29 235V234H28ZM126 235V234H125ZM124 235V236H125ZM149 235V234H148ZM69 236H70V239H72L74 242L73 243H75L76 242V246H78V248H81L82 250H84L83 251V253H88V252H90V250L93 248V246H95V245H93L96 241H98V243H99V239H98V237H97V233H95V231L93 230V229H91V228H86V229H84V228H81L80 226H78V225H76V223L74 224H72L71 225V229H69ZM9 237V236H8ZM66 237V236H65ZM147 237V239H148V237L149 236H146ZM10 238V237H9ZM23 238V239H22ZM26 238H27V240H26ZM64 238V237H63ZM127 238V237H126ZM129 238V237H128ZM136 238H137V236H136ZM136 238L135 237H133V239H135L136 240ZM138 238H139V235H138ZM132 239V240H133ZM142 239V238H141ZM3 240V239H2ZM9 240V239H8ZM139 240H140V238H139ZM139 240H136V241H139ZM145 240H146V238H145ZM238 240V239H237ZM70 241V240H69ZM6 242V241H5ZM9 242H10V244H11V240H9ZM19 242V241H18ZM17 242V243H18ZM20 242V245H21V248L24 250V252H28L29 250L26 248V247H24V245H22V243ZM71 242V241H70ZM129 243H130V241H128ZM146 242V241H145ZM256 242V241H255ZM6 243H8V241L6 242ZM133 243H134V241H133ZM136 243V242H135ZM16 244V243H15ZM66 244V243H65ZM139 244V243H138ZM143 244H144V242H143ZM146 244V243H145ZM145 244H144V246H145ZM177 244H178V242L176 241V242H174V243H171V244H169L168 246L166 245L165 246V249L163 250V252L165 253V256H168L169 255V257L170 258H172V257H174L175 256V253L172 251V247H176L177 246ZM256 244V243H255ZM17 245V244H16ZM56 245V244H55ZM75 245V244H74ZM123 245H125L124 243H123ZM137 245V244H136ZM18 246H19V244H18ZM57 246V245H56ZM121 246H122V244H121ZM120 246V247H121ZM131 246H132V244H131ZM134 246V245H133ZM139 246V245H138ZM67 247V246H66ZM118 247L119 246H116V250L118 249ZM136 247V246H135ZM142 247V246H141ZM139 248V247H138ZM146 248V247H145ZM85 249H87V251L85 250ZM88 249H90L89 251H88ZM140 249V248H139ZM138 249V250H139ZM141 249H143L144 250V248H141ZM140 249V250H141ZM35 250V249H34ZM34 250H33V252H34ZM120 250V253H121V248L119 249ZM93 251V249L91 250V252ZM134 251V250H133ZM30 252V251H29ZM48 252H49V250H48ZM77 252V251H76ZM113 252H115V251H113ZM118 252V251H117ZM116 252V253H117ZM263 252H264V246H263ZM53 253V252H52ZM81 253H82V251H81ZM29 254V253H28ZM51 254V253H50ZM74 254H76V253H74ZM135 254V253H134ZM247 254V253H246ZM26 255H27V253H26ZM30 255H32V251L30 252V254H29V256ZM72 255V254H71ZM86 255V254H85ZM28 256V255H27ZM27 256H26V258H27ZM52 256V255H51ZM80 256V255H79ZM104 256H105V252H103L102 254H101V257H100V261H102V262H104ZM112 256L113 257H119L120 255H118V254H112ZM29 258H31V257H28V259ZM80 260H82V258H83V256L81 255L80 257ZM190 261L193 263V264H203V263H201V262H199L198 260H196V259H190ZM147 264V263H146ZM261 264V263H260Z\"/></svg>",
	"mask_w": 264,
	"mask_h": 264
},
{
	"label": "crops",
	"instance_id": "0c3cea01",
	"mask_svg": "<svg viewBox=\"0 0 264 264\" xmlns=\"http://www.w3.org/2000/svg\"><path fill=\"white\" fill-rule=\"evenodd\" d=\"M97 1L99 9H104L106 12H118L122 9L111 0ZM142 2L133 5L130 9L139 14H192L208 9V2L205 0H146ZM230 2L234 4L236 11L247 10L245 13L234 14V17L248 16L249 13L253 16H264L261 0H218L221 4ZM253 9H257V12H252ZM221 42L225 45L222 53L225 68L234 70L235 82L239 84L252 80L250 84L262 90L264 96V37L254 36L252 41L246 37H239L234 41L226 38ZM254 48L256 51L260 50L259 57L255 55ZM243 60L259 61L246 63ZM249 67L250 70H247ZM129 124L130 140L135 148L147 157H162L172 148L177 147L181 139L188 137L204 139L210 153L208 161L210 169L191 173L189 181L182 185L156 188L146 194L133 197L135 208L191 206L204 197L227 193L234 189L235 172L228 167L231 155L226 142L213 130L207 119H196L193 106L186 105L175 110L143 109L132 115ZM262 173L264 175V171ZM238 174H240L239 171ZM260 201L264 211L261 195ZM5 241L7 242L0 237V264H74L40 254H33L28 259L20 246ZM117 264L142 263L127 261Z\"/></svg>",
	"mask_w": 264,
	"mask_h": 264
},
{
	"label": "built area",
	"instance_id": "2783aa9c",
	"mask_svg": "<svg viewBox=\"0 0 264 264\" xmlns=\"http://www.w3.org/2000/svg\"><path fill=\"white\" fill-rule=\"evenodd\" d=\"M208 9L210 11L211 16V23H212V31L210 36V53H211V65L212 69L215 74L216 78V85L218 88L219 96L222 102V106L224 109V115L227 123L228 133L229 137L232 143V146L235 148L239 144V138H238V125L234 118V112H233V106L230 100V88L234 82V76L233 73L230 72L225 68L223 56L221 52V41L218 40L217 37V30H216V23H217V0H209L208 1ZM253 94H251V97ZM240 174H242V170L238 167H236ZM244 188L247 190V184L245 179L243 180ZM254 226H255V238L257 245L260 248L261 251V264H264V252L263 248L261 246L263 245V241L261 239V236L259 234L257 225L255 220Z\"/></svg>",
	"mask_w": 264,
	"mask_h": 264
},
{
	"label": "water",
	"instance_id": "95a60500",
	"mask_svg": "<svg viewBox=\"0 0 264 264\" xmlns=\"http://www.w3.org/2000/svg\"><path fill=\"white\" fill-rule=\"evenodd\" d=\"M257 170H256V174H257V179L259 183V188H260L262 196H264V175L262 173L264 170L261 173H259Z\"/></svg>",
	"mask_w": 264,
	"mask_h": 264
},
{
	"label": "trees",
	"instance_id": "16d2710c",
	"mask_svg": "<svg viewBox=\"0 0 264 264\" xmlns=\"http://www.w3.org/2000/svg\"><path fill=\"white\" fill-rule=\"evenodd\" d=\"M263 170H264V168L262 167V168H258L257 171H258L259 173H261ZM260 195H261V194H260ZM263 198H264V197H262V195H261V200H262ZM262 203H263V201H262ZM263 207H264V205H263Z\"/></svg>",
	"mask_w": 264,
	"mask_h": 264
}]
</instances>
